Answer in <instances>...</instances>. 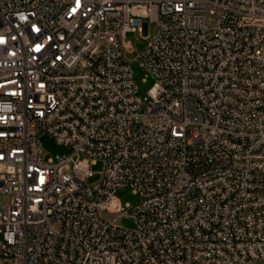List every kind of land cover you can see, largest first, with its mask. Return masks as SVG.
Masks as SVG:
<instances>
[{"label": "built area", "instance_id": "obj_1", "mask_svg": "<svg viewBox=\"0 0 264 264\" xmlns=\"http://www.w3.org/2000/svg\"><path fill=\"white\" fill-rule=\"evenodd\" d=\"M0 264H264V0H0Z\"/></svg>", "mask_w": 264, "mask_h": 264}, {"label": "rangeland", "instance_id": "obj_2", "mask_svg": "<svg viewBox=\"0 0 264 264\" xmlns=\"http://www.w3.org/2000/svg\"><path fill=\"white\" fill-rule=\"evenodd\" d=\"M144 34H146V24H143V35ZM125 40L130 42L132 49L131 51H125L124 56L127 60H129L133 72V78L138 86V94L143 97L146 95L148 89L153 84L152 77L144 72L142 67L139 65L136 57L138 52L142 51L145 48L146 40L143 39L137 31L127 32L125 35ZM39 140L41 142L42 156L44 160H47L49 158L55 159L57 155L69 152V149L66 146L57 144L54 139L46 133H41L39 135ZM100 169V162H97L90 166V170L93 174L87 179L89 183L94 182L98 179L97 172ZM116 194L123 205L126 203H134L138 199L137 195L134 194L131 189H119ZM117 222L127 228H130L132 226V220L127 216H122L121 218H119V220H117Z\"/></svg>", "mask_w": 264, "mask_h": 264}]
</instances>
